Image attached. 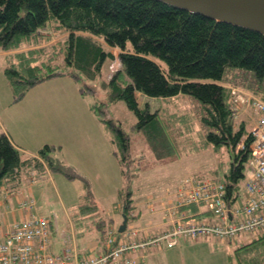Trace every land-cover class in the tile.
I'll return each mask as SVG.
<instances>
[{
	"label": "trees",
	"instance_id": "obj_1",
	"mask_svg": "<svg viewBox=\"0 0 264 264\" xmlns=\"http://www.w3.org/2000/svg\"><path fill=\"white\" fill-rule=\"evenodd\" d=\"M41 28L58 39L49 43L51 37L43 34ZM64 33H67L65 39L59 40ZM36 35L42 40L28 42ZM62 44L65 62L72 67L70 73L76 80L104 77L108 64L120 60L119 69L103 81V87L109 89L111 100L122 98L135 111L137 127L145 134L158 160L172 154L171 139L158 108L152 111L149 104L142 107L136 92L156 97L184 92L196 98L199 108L195 116L204 143L212 145L216 152H222L223 148L233 151L223 180L226 198L232 204L243 194L253 136L248 119L235 124L234 94L227 84L234 83L230 73L242 69L239 75L249 77L250 81L238 78L235 82L245 84L264 99V33L163 0H0V46L14 51L10 54L11 64L5 68L16 94L14 101L43 80L64 74L54 69L52 56L62 51ZM40 49L42 54L38 53ZM114 49H118L117 55ZM80 91L87 89L80 86ZM98 107L93 105L111 133L113 152L120 158L123 170L128 168L130 173V136L113 119L101 117L104 110L99 113ZM243 140L245 147L240 146ZM56 148L60 145L46 143L38 153L42 159L23 155L10 136L1 132L0 187L16 181L25 167H43V161L50 170L63 172L69 178L80 176L52 155ZM134 194L128 189L121 206L122 212L125 206L128 224L140 217V211H135ZM111 222V218L110 222L97 221L105 244L108 229L113 227L118 231V226ZM156 233L151 231L150 235ZM260 241L264 242V230L237 246L235 250L245 248L246 254L235 264H264V246L256 245Z\"/></svg>",
	"mask_w": 264,
	"mask_h": 264
},
{
	"label": "rangeland",
	"instance_id": "obj_2",
	"mask_svg": "<svg viewBox=\"0 0 264 264\" xmlns=\"http://www.w3.org/2000/svg\"><path fill=\"white\" fill-rule=\"evenodd\" d=\"M43 34L48 35V33ZM37 37L39 39H36ZM37 37L30 38L28 42L42 40L41 36ZM64 37L60 35L59 40H64ZM62 46V51L59 50L57 53L52 54L54 56V69L64 72V74L59 75H65L70 78L72 77L70 73L72 67L65 62L64 44L60 47L62 48ZM9 50L0 46V98L3 101L14 100L16 95L5 72V68L11 64L10 54L14 53L13 50ZM38 53L42 54V49L38 50ZM160 62L164 65L163 61ZM119 67L120 60L117 58L108 64L107 75L104 77H98L95 80L85 78L76 80L74 77L72 78L75 79L78 93L81 92L80 86L87 89V91L81 92L82 94L80 93V98L78 99L80 107L86 108L85 105L91 107L98 105L99 113L104 110L101 112V117L113 119L130 136V173L128 168L126 171L123 170L121 160L118 157L119 164L111 161L108 165L105 164V168L99 172L94 171L91 166L88 167L89 170L87 167L81 166V168H78L79 170L76 168L79 172L75 171L80 176L74 178H68L60 171H51L53 177L51 179L47 176H45L47 178L44 180L33 177L30 181L23 183V185L30 184L29 186L34 192V205L37 207V212L32 214H44L51 218L53 222L50 231L53 242L58 244L54 251L57 254L63 252L65 246L63 236L69 230L70 217L73 218L85 237L89 239L88 243L99 242L98 246L92 249L93 253H99L101 246L105 243V237L102 236V230L99 229L97 221L105 219L110 222L111 218L112 222L119 226L123 213L121 206L128 189L135 192L136 207L142 210L140 217L133 222L143 224L145 221L143 215H151L152 212L153 216L155 213L159 214L161 206H158L156 201L150 202V212L147 206V197L152 191L167 184V178H182L178 182L179 184L187 178L193 180L194 178L214 177L224 180L225 174L230 168L233 151L223 148L222 152H216L217 149L212 145L208 146L204 143L205 140L203 135H201V126L195 116L199 108V101L196 98L184 92L169 97H156L137 91L138 101L142 107H146L149 104L152 111L158 108L166 125V133L169 134L171 139L170 144L173 148L170 151L172 154L161 160L156 159L145 134L137 127L138 116L135 111L122 98L111 100L109 89L103 87V81L109 78ZM16 68L24 72L23 68L19 66H16ZM231 68L236 69L235 67ZM239 70L230 73V79L234 80V83L230 82L227 85L239 87L249 93L261 96L249 89L245 84L235 82L238 78H243L247 82L250 81L249 77H241L242 72ZM240 73L241 75H239ZM31 89L33 93L39 94L59 92V88L56 86L42 90V83ZM67 91L71 90L68 89ZM243 106L239 117L235 120V124L238 125L242 119H248L247 121L251 123L250 127H252L255 123L257 112L251 104ZM59 125L55 124V112H52L38 115L36 118L29 117L25 121V127L20 128V130L25 132L27 138H30L33 142L35 141L34 137L36 139L41 137L42 146H44L49 141L58 139V137H67L66 130ZM66 144L68 145L67 150L72 151L73 145H71V141ZM60 152L62 153L61 150L56 149L52 152V155L60 159ZM22 153L23 155L25 154L24 151ZM71 169L76 170L72 167ZM71 169L69 168L70 171H73ZM177 187H175L173 193L176 192ZM168 192H171V190ZM27 197H30V195L24 196V198ZM173 202L168 198L166 200V204H168H162L163 216L166 214L169 218V223H172L173 220L169 209ZM199 217H202V215ZM4 219L5 211L0 209V237L3 224H5V227L7 226V220ZM161 231L163 230L158 232ZM254 235L255 233H246L237 236L234 240H231V238L219 239L213 237L194 240L191 238L186 239L180 235L178 237L179 244L175 247L149 248L146 252L147 264H235L238 262V258L246 254L245 248L240 250H235V248L251 240ZM256 245L261 248V246H264V242H257ZM81 248L89 250L90 244L87 247L81 245Z\"/></svg>",
	"mask_w": 264,
	"mask_h": 264
},
{
	"label": "built area",
	"instance_id": "obj_3",
	"mask_svg": "<svg viewBox=\"0 0 264 264\" xmlns=\"http://www.w3.org/2000/svg\"><path fill=\"white\" fill-rule=\"evenodd\" d=\"M232 93L234 120L243 105L251 104L257 112L250 129L253 139L249 145L251 156L244 191L232 204L226 198L223 180L187 178L178 185L169 208L173 218L169 227L156 235L132 224H127L121 233L110 227L101 253L80 252L75 246L55 253L51 249L50 220L43 215L30 214L9 224L0 241V264H147L146 252L150 247H172L179 243L180 235L194 240L208 237L234 240L239 235L264 230V99L239 87H232ZM245 145L244 140L240 142L241 147ZM3 189L9 191L8 186ZM34 202V197L30 196L22 200L20 206L30 209ZM191 204L206 205L213 217L201 218L186 212L184 207Z\"/></svg>",
	"mask_w": 264,
	"mask_h": 264
},
{
	"label": "crops",
	"instance_id": "obj_4",
	"mask_svg": "<svg viewBox=\"0 0 264 264\" xmlns=\"http://www.w3.org/2000/svg\"><path fill=\"white\" fill-rule=\"evenodd\" d=\"M67 33L62 34L66 36ZM51 37L49 43L57 40L58 37ZM115 54L118 52L114 49ZM65 75H57L50 77V79H45L42 82L34 85L33 87L42 83V90L47 87L56 86L59 89L57 93H33L31 87L20 100H6L3 101L0 98V131L7 133L14 144L25 152L27 155L36 156L39 159H42L38 153L42 146V138L36 139L34 137V142L28 139L25 132H22L20 128L25 127V121L30 118H36L38 115H45L55 112V124L61 126L66 130V138H59L49 141V144L60 145V160L66 165L72 168H84L91 166L94 171L99 172L105 168V164L108 165L111 161H118V157L113 152V145L111 141V133L103 121H101L99 115L95 112L93 107L85 105L86 108L80 107L78 99L80 98V93L77 91V84L75 79L72 77L68 78ZM50 82V84H49ZM44 84V85H43ZM48 84V85H47ZM70 89L71 91H67ZM82 94V93H81ZM68 141H71L73 145L72 151H68ZM40 142V143H39ZM55 149V150H56ZM113 158V160H112ZM43 161V160H42ZM43 167H25L20 176L16 181L9 182L8 184H3L0 187V209L5 211V219L7 220V226L3 224L2 233L0 241L3 240L6 229L9 224L16 219H20L23 216L30 215L37 212V207L32 205L30 209L21 208L20 202L22 200L28 199L30 197L24 198L26 195L34 196L30 184H24L25 181H30L33 177L41 178L42 180L49 177L53 178L51 171L47 163L43 161ZM75 171H78V170ZM79 172V171H78ZM84 172V171H82ZM47 176V177H45ZM68 177V176H67ZM69 178V177H68ZM35 179V178H34ZM168 183L161 186L157 190L152 191L147 197V206L151 212L150 202L156 201L158 206H161L159 214L151 215L145 214L143 217L145 221L143 224H136L134 222L129 223L136 225L143 229L144 231L151 233L164 230L170 225L169 218L166 214L163 216V205L166 204V200L169 198L171 202L175 200V192L173 190L178 182L182 179H177L169 177ZM8 186L9 191L6 192L3 187ZM26 189V191H25ZM171 192H168L170 191ZM35 199V198H34ZM152 199V200H151ZM154 205V203H152ZM168 204V203H167ZM166 204V205H167ZM75 205V204H74ZM155 206V205H154ZM184 210L190 214L202 215L201 218H211L212 214L209 211V208L204 204H194L191 207H184ZM135 211H141L136 207ZM162 212V213H161ZM165 213V211H164ZM167 213V212H166ZM43 216H46L42 214ZM160 215V216H157ZM163 216V217H162ZM50 220V226H53L51 218L46 216ZM167 217V218H166ZM4 219V220H5ZM123 219V218H122ZM142 219V218H141ZM97 220V219H96ZM113 221V220H112ZM122 222V221H121ZM114 226H117L116 223L111 222ZM120 225V224H119ZM74 226V227H73ZM77 235V236H76ZM63 241L65 246L63 248H71L75 246L81 252L92 251L93 248L98 246L99 242H90L88 243V238L85 237L84 233L78 228L77 224L70 217V227L67 230V233L63 236ZM97 239V236H96ZM90 244L89 250L81 248V245L87 247ZM58 244L52 241L51 249L55 251ZM105 243L101 246L99 253L104 251Z\"/></svg>",
	"mask_w": 264,
	"mask_h": 264
},
{
	"label": "water",
	"instance_id": "obj_5",
	"mask_svg": "<svg viewBox=\"0 0 264 264\" xmlns=\"http://www.w3.org/2000/svg\"><path fill=\"white\" fill-rule=\"evenodd\" d=\"M191 12L201 13L219 21H227L264 33V0H163ZM118 231L125 230L128 216L123 207Z\"/></svg>",
	"mask_w": 264,
	"mask_h": 264
},
{
	"label": "bare ground",
	"instance_id": "obj_6",
	"mask_svg": "<svg viewBox=\"0 0 264 264\" xmlns=\"http://www.w3.org/2000/svg\"><path fill=\"white\" fill-rule=\"evenodd\" d=\"M41 29H42V28H41ZM41 29H40V30H41ZM73 227H74V226H73ZM76 236H77V235H76Z\"/></svg>",
	"mask_w": 264,
	"mask_h": 264
}]
</instances>
